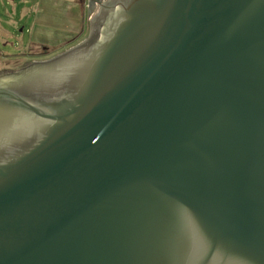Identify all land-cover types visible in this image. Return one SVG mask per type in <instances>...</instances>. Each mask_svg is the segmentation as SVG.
I'll return each mask as SVG.
<instances>
[{"label":"water","instance_id":"1","mask_svg":"<svg viewBox=\"0 0 264 264\" xmlns=\"http://www.w3.org/2000/svg\"><path fill=\"white\" fill-rule=\"evenodd\" d=\"M0 77V264H264V0H107Z\"/></svg>","mask_w":264,"mask_h":264},{"label":"rangeland","instance_id":"2","mask_svg":"<svg viewBox=\"0 0 264 264\" xmlns=\"http://www.w3.org/2000/svg\"><path fill=\"white\" fill-rule=\"evenodd\" d=\"M91 0H0V74L58 57L84 41Z\"/></svg>","mask_w":264,"mask_h":264},{"label":"flooded vegetation","instance_id":"3","mask_svg":"<svg viewBox=\"0 0 264 264\" xmlns=\"http://www.w3.org/2000/svg\"><path fill=\"white\" fill-rule=\"evenodd\" d=\"M105 1H107V0H104V1H101V2H98L97 0H91L90 2H92L93 5H97V6H99V4H102V3H104ZM23 68H24V67L20 68V70L23 69ZM17 71H19V69H18V70H15V71H10V72H8L7 70H5L6 73H4V74H0V77H1V76H4V75H8V74H10V73H12V72H17Z\"/></svg>","mask_w":264,"mask_h":264},{"label":"trees","instance_id":"4","mask_svg":"<svg viewBox=\"0 0 264 264\" xmlns=\"http://www.w3.org/2000/svg\"><path fill=\"white\" fill-rule=\"evenodd\" d=\"M98 2L104 1V0H97Z\"/></svg>","mask_w":264,"mask_h":264}]
</instances>
